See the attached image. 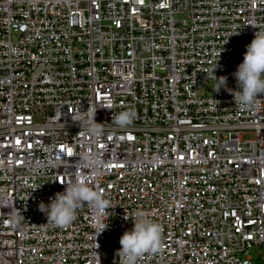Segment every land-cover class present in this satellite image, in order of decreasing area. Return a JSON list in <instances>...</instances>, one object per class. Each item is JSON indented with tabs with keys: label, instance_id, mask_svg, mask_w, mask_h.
Wrapping results in <instances>:
<instances>
[{
	"label": "built area",
	"instance_id": "obj_1",
	"mask_svg": "<svg viewBox=\"0 0 264 264\" xmlns=\"http://www.w3.org/2000/svg\"><path fill=\"white\" fill-rule=\"evenodd\" d=\"M256 32L264 0H0V264H119L137 210L163 239L138 264H252L254 247L264 264V94L246 111L213 90L214 75L240 90ZM89 106L97 141L72 119ZM85 152L99 175L77 166ZM77 175L106 215L47 223L39 204Z\"/></svg>",
	"mask_w": 264,
	"mask_h": 264
},
{
	"label": "clouds",
	"instance_id": "obj_2",
	"mask_svg": "<svg viewBox=\"0 0 264 264\" xmlns=\"http://www.w3.org/2000/svg\"><path fill=\"white\" fill-rule=\"evenodd\" d=\"M233 75L239 91L227 87L226 76L217 78L215 75L216 84L213 90L219 92L223 87L233 96L237 107L246 111L252 110L258 94H264V32L255 33L254 39L246 46L243 62L238 65ZM96 111L97 109L89 106L86 111L72 116L73 121L78 122L83 130V134L94 141L101 139L105 134L103 124L95 120ZM135 116L133 111H122L113 116L112 122L118 128H126L133 123ZM77 166L99 175L103 161L97 153L85 152L79 157ZM65 184L64 191L57 192L48 204H39V210L46 215L47 223L56 227H67L75 221L77 210L85 204L92 210L97 221L106 215L110 201L89 185L87 176L77 175ZM129 218L133 222V228L125 231L120 237L121 247L116 251L119 264H138L141 257L158 254L163 249L162 228L158 222L143 210H137L131 217L125 216V219ZM19 223V218L13 216L11 226L17 227ZM97 227L100 234L107 226L101 223Z\"/></svg>",
	"mask_w": 264,
	"mask_h": 264
},
{
	"label": "rangeland",
	"instance_id": "obj_3",
	"mask_svg": "<svg viewBox=\"0 0 264 264\" xmlns=\"http://www.w3.org/2000/svg\"><path fill=\"white\" fill-rule=\"evenodd\" d=\"M204 92H206L208 94L211 93V84L206 85ZM249 254H251V256L254 258L252 261V264H258V260L256 259V255L258 254V248L257 247L252 248L249 251Z\"/></svg>",
	"mask_w": 264,
	"mask_h": 264
}]
</instances>
